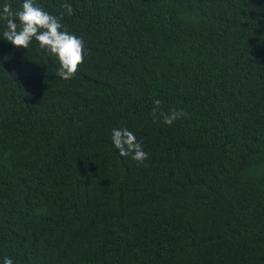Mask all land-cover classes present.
<instances>
[{
    "label": "trees",
    "instance_id": "trees-1",
    "mask_svg": "<svg viewBox=\"0 0 264 264\" xmlns=\"http://www.w3.org/2000/svg\"><path fill=\"white\" fill-rule=\"evenodd\" d=\"M37 3L71 5L87 55L62 80L38 47L0 41V256L264 264V0ZM155 99L184 116L154 121Z\"/></svg>",
    "mask_w": 264,
    "mask_h": 264
},
{
    "label": "clouds",
    "instance_id": "clouds-1",
    "mask_svg": "<svg viewBox=\"0 0 264 264\" xmlns=\"http://www.w3.org/2000/svg\"><path fill=\"white\" fill-rule=\"evenodd\" d=\"M59 13H52L39 6L37 0H0V41L14 49L27 50L38 47L56 64V75L62 80H71L82 65L87 48L82 36L76 35L62 23L72 14L70 4H64ZM152 119L158 117L164 125H172L184 116L183 109L173 108L166 113L160 108L161 101L152 102ZM109 141L120 157L130 158L138 165L147 158V153L135 133L127 127H112ZM0 264H14L7 256H0Z\"/></svg>",
    "mask_w": 264,
    "mask_h": 264
}]
</instances>
